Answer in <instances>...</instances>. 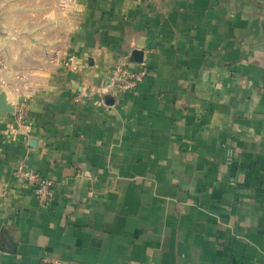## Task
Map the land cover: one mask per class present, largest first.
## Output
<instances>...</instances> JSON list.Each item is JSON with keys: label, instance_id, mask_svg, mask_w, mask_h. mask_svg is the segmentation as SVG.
I'll list each match as a JSON object with an SVG mask.
<instances>
[{"label": "crops", "instance_id": "obj_1", "mask_svg": "<svg viewBox=\"0 0 264 264\" xmlns=\"http://www.w3.org/2000/svg\"><path fill=\"white\" fill-rule=\"evenodd\" d=\"M0 92V264H264V0H0Z\"/></svg>", "mask_w": 264, "mask_h": 264}, {"label": "built area", "instance_id": "obj_2", "mask_svg": "<svg viewBox=\"0 0 264 264\" xmlns=\"http://www.w3.org/2000/svg\"><path fill=\"white\" fill-rule=\"evenodd\" d=\"M147 72L148 67L144 62L140 63L135 70H129L123 65H115L107 76L105 88L133 89L144 80ZM25 112V107L21 105L17 111V119H22ZM16 173L31 185L33 193L40 203L46 204L49 201L54 187V183L50 178L41 175L37 171L25 168L23 164L18 167ZM41 264H47V262Z\"/></svg>", "mask_w": 264, "mask_h": 264}, {"label": "water", "instance_id": "obj_3", "mask_svg": "<svg viewBox=\"0 0 264 264\" xmlns=\"http://www.w3.org/2000/svg\"><path fill=\"white\" fill-rule=\"evenodd\" d=\"M12 109L13 107L6 102L4 93L0 92V116L7 111H11Z\"/></svg>", "mask_w": 264, "mask_h": 264}]
</instances>
